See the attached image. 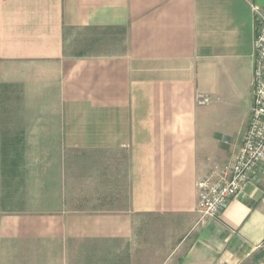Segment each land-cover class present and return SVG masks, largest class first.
I'll return each instance as SVG.
<instances>
[{"label": "crops", "instance_id": "crops-1", "mask_svg": "<svg viewBox=\"0 0 264 264\" xmlns=\"http://www.w3.org/2000/svg\"><path fill=\"white\" fill-rule=\"evenodd\" d=\"M251 6L264 12V0H0V97L19 91L25 138L55 140L45 154L126 156L128 209L55 218L62 233L126 241L135 220L143 236L167 234L159 264L264 256V164L220 216L197 212V183L233 162L248 125ZM79 29L120 44L73 54L65 35ZM14 223L0 216L1 236Z\"/></svg>", "mask_w": 264, "mask_h": 264}, {"label": "rangeland", "instance_id": "rangeland-1", "mask_svg": "<svg viewBox=\"0 0 264 264\" xmlns=\"http://www.w3.org/2000/svg\"><path fill=\"white\" fill-rule=\"evenodd\" d=\"M120 32L70 30L65 35L69 52L91 54L120 44ZM0 216L12 217L0 234V264H159L168 243L158 236L133 233L128 240L94 241L68 237L58 224L73 214H116L128 209L126 156L90 155L81 149L64 155L55 140L27 139V109L15 88L0 97ZM48 150V151H46ZM58 220V222H57ZM149 228L151 222H148ZM171 244V242H169ZM245 264H264L259 261Z\"/></svg>", "mask_w": 264, "mask_h": 264}, {"label": "built area", "instance_id": "built-area-1", "mask_svg": "<svg viewBox=\"0 0 264 264\" xmlns=\"http://www.w3.org/2000/svg\"><path fill=\"white\" fill-rule=\"evenodd\" d=\"M251 10L254 17L253 103L249 121L233 162L196 185L200 221L220 216L228 207L229 200L242 191L264 164V12L255 6H251ZM197 100L199 105L208 103L203 96H198Z\"/></svg>", "mask_w": 264, "mask_h": 264}]
</instances>
